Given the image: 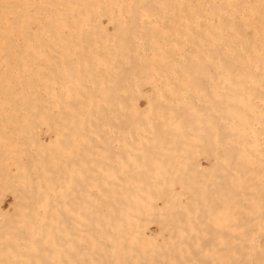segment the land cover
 I'll return each instance as SVG.
<instances>
[{
	"label": "bare ground",
	"instance_id": "6f19581e",
	"mask_svg": "<svg viewBox=\"0 0 264 264\" xmlns=\"http://www.w3.org/2000/svg\"><path fill=\"white\" fill-rule=\"evenodd\" d=\"M7 105L0 264H264V0H0Z\"/></svg>",
	"mask_w": 264,
	"mask_h": 264
},
{
	"label": "rangeland",
	"instance_id": "374dc122",
	"mask_svg": "<svg viewBox=\"0 0 264 264\" xmlns=\"http://www.w3.org/2000/svg\"><path fill=\"white\" fill-rule=\"evenodd\" d=\"M220 74H221V73H220ZM220 74H218V75H220ZM253 75H256V74H253ZM221 76H222V74H221ZM221 79H222V78H221ZM221 79L218 80V81H219L218 84H221V83H222L221 86L224 87V88H229V85H230V87H231V85L233 84L232 82H230V81H228V80L225 79V80H226V83H228V84L226 85V84L224 83L225 80L222 81L223 79H222V80H221ZM220 80H221V81H220ZM253 81H254V80H250V81H249V80H248V81L246 80V82H248L246 86H249L250 88L252 87L251 89L254 90V91H256L255 88L258 89L257 86L259 85V83L256 82V81H255L256 83H252ZM220 82H221V83H220ZM249 82H250V83H249ZM257 83H258V85H257ZM223 84H224V85H223ZM245 84H246V83H245ZM252 84H253V85H252ZM255 84H256V85H255ZM251 85H252V86H251ZM142 86H144V87H141V89H142V91H143L144 93L147 92L148 90H150V86H149V85H147V86H146V85H142ZM148 86H149V87H148ZM146 87H147V88H146ZM145 88H146V89H145ZM144 90H145V91H144ZM138 93H140V92H137L138 103H139L141 106H143V107L146 106V104H147V100H145L146 98H145L144 96H143V97H142V96L140 97V95H142V94H139V95H138ZM257 93H259V91H258ZM143 98H144V99H143ZM7 106H8V107H7ZM7 106H4V108H5V109H6V108H7V109H8V108L11 109V108H12V107H9V105H7ZM2 107H3V106H2ZM2 107H0V108H2ZM11 110H12V109H11ZM11 110H10V112H9V109L6 110V111L9 112L8 114H7V112H2V111H4V110L0 111V113L2 114L1 119L4 118V117H6V118L9 117V116H10V113L12 112ZM5 113H6L7 116L5 115ZM20 113L22 114V112H20ZM1 114H0V115H1ZM3 114H4L5 116H4ZM12 116H13V112L11 113V116H10L9 118L6 119V121H7V120H10V118H11ZM1 119H0V121H1ZM2 120H3V119H2ZM4 120H5V118H4ZM11 120H12V119H11ZM11 120H10V121H11ZM2 122H4L3 125L8 124V123H5V121H1V123H0L1 125H2ZM7 122H9V121H7ZM26 122H27V121H26ZM26 122H24L23 126H24L25 124L28 123V122H27V123H26ZM20 123H21V122H20ZM9 124H10V123H9ZM18 124H19V123H18ZM18 124H17V125H18ZM5 126H6V125H5ZM19 126H20V125H19ZM23 126H22V127H23ZM27 126H28V124H27ZM27 126H26V127H23V128H26V132H27L28 130H30V131H32V135H33L34 130H35V131L37 130L36 133H35V134H37V137L39 136L38 134H41L40 137H44V136L46 137V135H45V133H44V130H43L44 128H40V129H38V128H35V127H34V129H33V127H30V126L27 127ZM7 127H8V126H6L5 129H6ZM8 128H10V127H8ZM8 128H7V132L9 131ZM23 128H22V129H23ZM27 129H28V130H27ZM38 130H40V131H38ZM10 132L13 133L14 130H13V131L10 130ZM10 132H9V133H10ZM26 132H25V133H26ZM25 133H24V134H25ZM29 133H30V132H28V135H29ZM13 134H14V133H13ZM15 134H16V133H15ZM15 134H14V136H15ZM30 134H31V133H30ZM42 134H43V136H42ZM25 136H27V134L24 135V137H25ZM45 137H44V138H45ZM25 138H26V139H25L24 141L27 142L28 139H35V138H36V135H35V137H34V135H33V136H30V135H29L28 137H25ZM27 138H28V139H27ZM28 142H29V141H28ZM28 142H27V143H28ZM21 144H22V143H21ZM15 151H16L17 153H18V151H19V153H20V149H19V148H16ZM19 153L16 154V157H17V155L20 156V155L22 154V153H21V154H19ZM197 154H198V153H197ZM190 155H191V157H190ZM192 156H196V157H192ZM201 156H202V154L200 155V153H199V155H196L195 153H191V154H189L190 160H191L192 162H193V161L195 162V161L197 160V162L199 161V162H201L202 165L207 166V165H208V162L206 161V159H205L203 156H202V159H200ZM191 158H192V159H191ZM0 188H1L0 191L2 190V191L0 192V194L2 195V197H0V205H3V204L5 205V206L3 205L2 207L0 206V208H5V209H7V208H11V207H12V204L14 203V197H13V195H12V194H9V192H8V194H7V192H6L7 190H6L5 188H3V187H1V186H0ZM2 188H3V189H2ZM178 189H179V188H178ZM3 190H4V191L6 190V191H5L6 193H5ZM2 192H3L5 195H4ZM1 195H0V196H1ZM9 195H10V196H9ZM1 200H2V201H1ZM22 203H23V202H22ZM22 203H20L19 205H22V207H23V204H24V203H23V204H22ZM159 203L162 204V201L159 200ZM10 204H11V205H10ZM8 205H9V206H8ZM19 205H18V206H19ZM24 206H25V204H24ZM6 207H7V208H6ZM19 207H20V206H19ZM39 214H41V212H40ZM42 214H43V213H42ZM45 214H49V213L45 212ZM54 214H57V213H54ZM75 215H76V213H75ZM141 217H142V216H141ZM141 217H140V220H141V221H142V219L145 220V221H147V219H148L147 223H146L145 221L141 222L139 219H138V221H140L141 223L137 221V223L140 224L141 227H142V226L144 227V228H143L144 231H146V232H150V231H152L153 228L155 229V230L153 229V231H156V230L159 231V230H160V229L158 230L159 226H158L157 224H155V223L152 221V217L149 216V218L146 217L145 219H144L145 216H143L142 219H141ZM38 219H39V221H40V218H38ZM38 219H36V220H38ZM41 219H43V218H41ZM78 219H79V218H78ZM150 219H151V220H150ZM221 219H222V218H219L218 220L222 222ZM44 220L49 221V218H48V219H47V218H44ZM44 220H43V221H44ZM56 220H57V219H56ZM56 220H54V219H50L49 222L52 221V222H53L52 225H54V222H55V224H56ZM74 220H76V218H75ZM41 221H42V220H41ZM76 221H77V220H76ZM76 221H75V222H76ZM210 221H211V220H210ZM214 221H215V220H214ZM214 221L212 220L211 222H213V223H217L216 225L220 224L219 221H215V222H214ZM143 223H146V224H148V225H144ZM47 224L51 225L50 223H47ZM152 224H153V225H152ZM214 225H215V224H214ZM145 226H146V227H145ZM141 227H140V228H141ZM156 227H157V228H156ZM145 228H146V229H145ZM167 235H168V234H167ZM172 236L174 237V235H171V236H169V237H172ZM197 236H198V235H197ZM68 237H69V236H68ZM169 237H168V238H169ZM198 237H202V235L200 234ZM70 238H71V237H69V239H70ZM73 238H74V236H73ZM168 238L166 237L165 239L167 240ZM161 239H162V238L159 239V241H160V243H158L159 246H160V245L163 246V244H165V245H168V244H169V243H167L168 241H165L164 239L161 240ZM161 242H165V243L162 244ZM148 244H149V243H147V245H148ZM151 244H153V243H151ZM154 244H155V246H156V243H154ZM68 245L70 246V244H68ZM158 245H157V246H158ZM144 246H146V244H145ZM148 246H149V247H154V245H151V246H150V244H149ZM146 247H147V246H146ZM51 251H52V252H51ZM51 251H50L51 253H55V254H56L58 250H57V251L55 250V252H54V250H51ZM28 252H29L31 255H32V254H33V255L36 254V256H40V254H43L42 251H40V253H38L39 251H38V252L36 251V253H34V251H32V252H31V251H28ZM38 254H39V255H38ZM58 254H59V251H58ZM105 254H106V256H108V253H107V252H105ZM33 255H32V256H33ZM209 257H210V258H209ZM208 258H209V259H208L209 262H210V261L212 262L213 259L211 258V256H208ZM210 259H211V260H210ZM211 262H210V263H211Z\"/></svg>",
	"mask_w": 264,
	"mask_h": 264
}]
</instances>
